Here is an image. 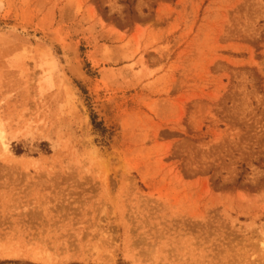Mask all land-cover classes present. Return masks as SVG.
Wrapping results in <instances>:
<instances>
[{
	"label": "rangeland",
	"instance_id": "374dc122",
	"mask_svg": "<svg viewBox=\"0 0 264 264\" xmlns=\"http://www.w3.org/2000/svg\"><path fill=\"white\" fill-rule=\"evenodd\" d=\"M0 264H264V0H0Z\"/></svg>",
	"mask_w": 264,
	"mask_h": 264
},
{
	"label": "bare ground",
	"instance_id": "6f19581e",
	"mask_svg": "<svg viewBox=\"0 0 264 264\" xmlns=\"http://www.w3.org/2000/svg\"><path fill=\"white\" fill-rule=\"evenodd\" d=\"M73 48H74V46H73ZM72 49V48H71ZM66 53H67V60H68V58H69V62L68 63H70L73 67L75 66V68L76 67H78V65L79 64H77V60H76V56H75V54L73 53V52H71V50H70V48H68V49H66ZM70 55V56H69ZM79 69V68H78ZM81 75V74H80Z\"/></svg>",
	"mask_w": 264,
	"mask_h": 264
}]
</instances>
